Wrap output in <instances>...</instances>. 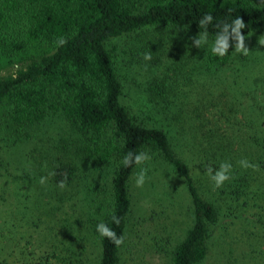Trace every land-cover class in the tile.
<instances>
[{
  "label": "trees",
  "instance_id": "1",
  "mask_svg": "<svg viewBox=\"0 0 264 264\" xmlns=\"http://www.w3.org/2000/svg\"><path fill=\"white\" fill-rule=\"evenodd\" d=\"M206 14L212 15L213 20L200 26L199 21ZM20 17L23 20L19 28ZM237 17L246 24L242 35L264 34L263 0H2L0 122L15 133L21 127L59 115L80 131L92 133L89 152L96 153L100 161L116 163L112 205L101 223L117 236L123 234L125 241L134 210L131 185L139 170L147 168L149 178L163 166L176 176L179 183L186 185L190 200L186 213L193 217L184 238L174 244L172 225L167 223L161 228L155 214L154 228L146 233L142 227L137 228L134 237L138 247L167 254L171 264H205L216 231L226 228L221 231V238L228 237L230 217L231 225L241 221L245 226V242L250 248L261 246L264 100L251 90L231 94L233 87L225 78L212 80L204 88H193L196 80L185 75L187 72L178 61L168 80L156 79L151 84L149 100L140 105L138 113L123 101L125 83L116 61V49L110 46L116 39L149 26L190 29L200 36L206 32L208 40L215 41L223 24H231ZM60 37L67 40L63 46L57 44ZM159 43L151 44L155 49H150L156 63ZM233 57L236 59L232 50L220 57L207 46L202 59L207 67L214 68L211 78L218 79ZM9 67L14 70L1 73ZM238 69L241 71L240 66ZM174 76L177 78L170 82ZM180 79L183 85H191L194 93L180 92L175 85ZM245 95L249 99L256 95L257 100L247 106L240 98ZM185 135L196 145L184 139ZM129 152H147L151 159L125 167L122 160ZM241 159L255 165V170L242 168L238 163ZM222 162L232 164L231 179L215 188L207 169L218 170ZM76 169L73 164H55L51 183L58 186L65 176L66 183L71 182ZM43 202L42 197L35 198L32 211H26L27 206L23 212L29 225L40 224L37 220L42 215L53 220L54 208L42 205ZM113 215L120 219L119 225L113 223ZM96 239L101 248L98 264H122L125 242L118 248L97 230ZM49 240L46 237V242ZM62 242V250L55 252L51 245L50 250L37 254L41 251L36 246L32 258L26 249H21L20 264H85L77 248L80 246L72 241ZM236 261L242 264L240 258Z\"/></svg>",
  "mask_w": 264,
  "mask_h": 264
},
{
  "label": "rangeland",
  "instance_id": "2",
  "mask_svg": "<svg viewBox=\"0 0 264 264\" xmlns=\"http://www.w3.org/2000/svg\"><path fill=\"white\" fill-rule=\"evenodd\" d=\"M22 20L20 17L19 28ZM199 37L190 29L149 26L113 41L110 46L116 49V61L125 83L124 103L138 111L140 105L144 106L149 100L151 84L156 79L165 80L172 76L178 61L187 72L185 75H191L196 80L193 88H204L212 80L225 78V82L233 87L229 90L231 94L238 95L240 91L246 94L251 90L255 91L252 94L260 95L259 98L264 100V93H260L264 92V45L258 43L264 34L245 36V46L249 49L247 56L236 52V41L230 39L229 50L233 51L236 59L233 57L231 65L221 70L222 76L218 79L211 78L210 73L214 68L207 67L208 63L202 59L207 46L208 49L212 48L215 41L207 38V42L197 48L193 39ZM157 41L160 48L156 49V63L150 49H155L151 44ZM146 53H150L153 60L146 61L143 58ZM11 70L14 67L3 69L1 73ZM205 71L206 75L203 74ZM208 73L210 76H207ZM176 78L174 76L169 81ZM184 83L187 84L185 79ZM175 85L184 94L190 90L194 93L191 85H183L181 79ZM257 96L253 95L250 98L252 101L249 95L240 98L250 106ZM92 135L80 131L59 115H51L40 123L21 127L15 133L0 122V264H20L18 254L21 249H26L28 255L31 254L30 258L34 256L32 252L36 246L41 251L37 254L50 250L51 245L52 252L61 251L64 246L62 240L80 246L77 248L85 264L99 263L101 248L96 239V227L111 209L116 163L100 161L96 153L89 152ZM184 137L192 143L191 138ZM55 164H73L77 168L76 176L66 183L64 189L51 183L49 173H52ZM162 168L151 174L152 179L147 178L142 188L136 187L135 179L131 185L134 210L122 250V264H171L167 254L138 247L135 242L137 228L142 227L146 233L154 226L153 214L158 217L161 228L167 223L172 225L174 244L184 238L186 230L193 223V217L186 213V206L190 204L186 185L179 183L176 176ZM41 177H47L46 184L41 185ZM41 197L44 201L42 205L54 208L53 220L42 215L37 220L40 224L29 225L22 214L27 206L26 211H30L35 198ZM230 219L232 223L231 217L227 219L228 237L225 240L221 238V231L226 228L216 231L205 264H238L237 258L242 264L250 260L251 264H264V244L250 248L245 242V226L241 221L231 225ZM46 237L50 238L48 242Z\"/></svg>",
  "mask_w": 264,
  "mask_h": 264
},
{
  "label": "clouds",
  "instance_id": "3",
  "mask_svg": "<svg viewBox=\"0 0 264 264\" xmlns=\"http://www.w3.org/2000/svg\"><path fill=\"white\" fill-rule=\"evenodd\" d=\"M212 20H213L212 15L206 14L199 21V24L200 26H205L206 24L211 23ZM245 27H246V24L240 17H237L235 20H233L231 24H228V23L223 24L222 31L217 34L215 42L211 48L213 55H218L220 57H223L224 55H226L230 47L228 43L230 38L236 41V44H235L236 52H239L245 56L249 55V49L248 47L245 46V36L242 35V32H241V30L244 29ZM206 42H207L206 32L202 34L199 38L193 39V44L197 48H199L202 43H206ZM66 43H67V40L64 37H60L57 41L58 46H63ZM258 43L260 45H264V37L259 38ZM143 58L146 61H150L152 59L150 53L144 54ZM150 159L151 157L147 154V152H139L136 154L129 152L124 156L122 160V164L125 167H128L133 163H135L136 165H141L144 162L149 161ZM238 163L242 168H245V169L253 168L255 170L256 168V166L253 164H250L247 159H241L240 161H238ZM231 170H232L231 163L222 162L218 170L213 171L212 168H208L207 174L209 175L210 179L214 182V187L221 188L226 181L231 179V176H230ZM147 173H148L147 168H141L139 170L135 178L136 187L142 188L144 186L146 179H147ZM49 175H55V173H49ZM46 182H47V177L40 178L41 185L46 184ZM66 182H67V177L65 176V178L58 183V187L61 189H64L66 187ZM112 220H113V223H115L116 225H119L120 219L118 217L113 215ZM96 230L101 237L108 238L114 244V246L118 248L121 247L125 242V237L123 234H121L120 236H117L116 232L112 230L111 228H109L104 223H99L97 225Z\"/></svg>",
  "mask_w": 264,
  "mask_h": 264
}]
</instances>
